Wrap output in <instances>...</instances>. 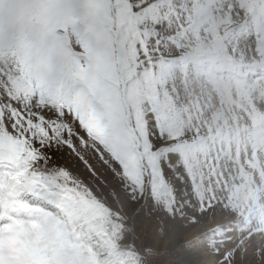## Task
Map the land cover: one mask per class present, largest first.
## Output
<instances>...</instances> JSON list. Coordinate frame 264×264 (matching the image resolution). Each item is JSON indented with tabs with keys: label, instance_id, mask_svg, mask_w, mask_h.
Returning a JSON list of instances; mask_svg holds the SVG:
<instances>
[{
	"label": "snow or ice",
	"instance_id": "snow-or-ice-1",
	"mask_svg": "<svg viewBox=\"0 0 264 264\" xmlns=\"http://www.w3.org/2000/svg\"><path fill=\"white\" fill-rule=\"evenodd\" d=\"M258 9L264 0H238L229 14L240 23L233 38L251 42L244 60L264 77ZM207 23L208 9L186 0H0V216L39 214L10 264H85L82 253L112 264V221L89 181L106 173L137 197V175L189 150L199 128L177 74L186 94L189 73L200 82L225 71L194 59L218 34ZM9 192L17 202L4 204ZM25 193L55 212L19 200Z\"/></svg>",
	"mask_w": 264,
	"mask_h": 264
},
{
	"label": "rangeland",
	"instance_id": "rangeland-1",
	"mask_svg": "<svg viewBox=\"0 0 264 264\" xmlns=\"http://www.w3.org/2000/svg\"><path fill=\"white\" fill-rule=\"evenodd\" d=\"M184 2L177 0L178 4ZM186 2L190 11L207 7L206 26L210 31L218 32L210 51L205 50L201 55L212 58L213 53L224 52L246 62V51L251 53L247 43L246 51L230 49L220 37L239 23L232 14L228 20L234 22L226 20L228 8L235 6L234 0ZM214 3L217 8L210 6ZM222 3L229 7H221ZM229 41L236 45L235 40L230 38ZM177 75L181 107L188 116V123L194 121L199 128V135L189 140V150L179 160L173 158L172 164L165 163L162 172L157 163L150 174L137 175L133 181L141 191L137 197L131 196L121 183L106 173L103 174L106 182L89 181L98 200L107 206L106 215L112 221L108 242L112 264H142L148 249L142 248L144 239L141 236L134 238L126 223L141 207L145 211L141 217L142 225L150 230V234L158 230L166 238L159 264L176 255L178 248L173 246L170 237L177 227L184 236V246L195 255L196 264H264V152L251 154V159L247 160L246 156H238L240 152L232 155L229 147L230 142L236 140V128L250 131L251 124L264 126V105L258 104L261 109L251 107L249 99H240V95L229 94L223 88H212L206 80L197 82L191 73L185 94L183 77ZM38 199L32 194L23 196V201H29L33 206L41 205ZM39 200L45 205L44 209L55 212ZM10 201L15 203L17 198L9 192L3 203ZM15 212L7 208L3 213L5 221L0 223V251L5 264H10L12 250L20 247L17 241L25 239L29 229L39 230V225L32 222L29 214L16 215ZM34 215L38 216V213ZM210 223L213 228L208 229ZM64 224L63 217L54 222L56 227L62 228ZM170 249L173 252H168ZM22 254L33 255L28 249ZM81 255L85 257V264H93L94 257L90 253Z\"/></svg>",
	"mask_w": 264,
	"mask_h": 264
},
{
	"label": "trees",
	"instance_id": "trees-1",
	"mask_svg": "<svg viewBox=\"0 0 264 264\" xmlns=\"http://www.w3.org/2000/svg\"><path fill=\"white\" fill-rule=\"evenodd\" d=\"M144 215L145 211L143 207H141L140 210L134 212V215L131 214L130 218H128L126 222L127 227L131 228L132 236L134 238L141 236V238L144 239L145 245H142V248L147 247L148 250L143 255L142 264H159L164 255L162 251L166 238L162 237L158 230H155L153 234H150V230L141 223V217ZM145 237H147V239ZM183 238L184 236L181 234L180 227L172 230L170 239L173 241V246L178 248V250L176 255L164 264H196L195 255L190 253L184 246ZM168 252H173V250L170 249Z\"/></svg>",
	"mask_w": 264,
	"mask_h": 264
},
{
	"label": "bare ground",
	"instance_id": "bare-ground-1",
	"mask_svg": "<svg viewBox=\"0 0 264 264\" xmlns=\"http://www.w3.org/2000/svg\"><path fill=\"white\" fill-rule=\"evenodd\" d=\"M219 1H220V0H219ZM219 1H218V2H219ZM221 1H222V0H221ZM223 1H224V0H223ZM227 1H228V0H227ZM235 1H236V0H235ZM234 3H235V2H234ZM220 5H221V7H224V6H225V7H229L228 4H224V3H222V4H220ZM236 5H237V4H236ZM210 6H211V5H210ZM216 6H217V5H216ZM205 8H207V7H205ZM216 8H217V7H216ZM231 9H233V8H231V7L228 8L229 12H230ZM217 10H219V8H218ZM228 10H227V11H228ZM231 13H232V15H234V16L236 17V15H235V11H234V10L231 11ZM262 13H264V12L259 11V14H262ZM226 14H227V13H226ZM230 16H231V15L228 13V15H227V19H226L227 21H229L228 19L230 18ZM236 19H237V18H236ZM232 20H233V19H232ZM229 22H230V21H229ZM229 22H228V23H229ZM233 43H234V42H233ZM253 87H255V88H259V86H258L257 84H255V83L253 84ZM251 92H252V91H251ZM255 93H256V91H255ZM242 99H246V98H244V97L242 96ZM263 160H264V159H263ZM262 178L264 179V177H262ZM3 219H4V215H2V217L0 218V223L3 222ZM212 226H213V224L210 223V224L208 225V227H209L208 229H211ZM212 228H213V227H212ZM205 261L208 262V263H211V261H208L207 259H206Z\"/></svg>",
	"mask_w": 264,
	"mask_h": 264
}]
</instances>
